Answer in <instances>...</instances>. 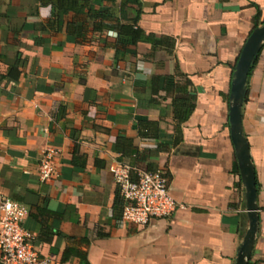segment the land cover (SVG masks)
<instances>
[{
    "label": "crops",
    "instance_id": "crops-1",
    "mask_svg": "<svg viewBox=\"0 0 264 264\" xmlns=\"http://www.w3.org/2000/svg\"><path fill=\"white\" fill-rule=\"evenodd\" d=\"M258 12L264 21V0H0V201L27 207L39 257L235 263L248 218L229 96ZM134 20L148 40L124 45L114 27ZM250 70L241 115L259 231L248 264H264V46ZM182 77L195 107L179 123ZM47 149L58 176L41 183ZM116 163L164 171L180 208L146 227L122 223Z\"/></svg>",
    "mask_w": 264,
    "mask_h": 264
},
{
    "label": "built area",
    "instance_id": "built-area-1",
    "mask_svg": "<svg viewBox=\"0 0 264 264\" xmlns=\"http://www.w3.org/2000/svg\"><path fill=\"white\" fill-rule=\"evenodd\" d=\"M56 155L54 149L42 154L37 174L41 183L58 176ZM110 172L124 202L122 223L146 227L152 220L172 217L180 208L168 191L164 171L133 170L116 163L110 167ZM27 215L26 206L9 199L0 201V264H54L49 258L39 257L30 234L22 228Z\"/></svg>",
    "mask_w": 264,
    "mask_h": 264
},
{
    "label": "water",
    "instance_id": "water-1",
    "mask_svg": "<svg viewBox=\"0 0 264 264\" xmlns=\"http://www.w3.org/2000/svg\"><path fill=\"white\" fill-rule=\"evenodd\" d=\"M263 46L264 23L251 32L243 46L234 68L229 96L230 137L245 191V207L248 218V229L237 250L234 264L249 263L259 231L255 172L249 146L243 132L241 113L246 94L247 78Z\"/></svg>",
    "mask_w": 264,
    "mask_h": 264
},
{
    "label": "trees",
    "instance_id": "trees-1",
    "mask_svg": "<svg viewBox=\"0 0 264 264\" xmlns=\"http://www.w3.org/2000/svg\"><path fill=\"white\" fill-rule=\"evenodd\" d=\"M264 21L260 22V14L256 15V27L258 25L263 24ZM137 24V21L134 20L132 23L127 25H117L114 28L118 31V34L121 38L120 42L124 45L127 44H135L138 41L141 40H148L147 38H144V35L141 31L135 30L134 26ZM257 60V59H256ZM255 60V62H256ZM252 69V67H251ZM251 71V70H250ZM182 84L181 86H175V91H177L176 97L173 99V105H174V113L176 116V119L179 123H184L187 121L189 116L194 110V101H195V92L190 91L189 88L191 87V82L185 78L182 77ZM149 133H144L141 135L143 138H147ZM122 199V198H121ZM123 201V200H122ZM124 205V202H123ZM123 209V206H122Z\"/></svg>",
    "mask_w": 264,
    "mask_h": 264
}]
</instances>
